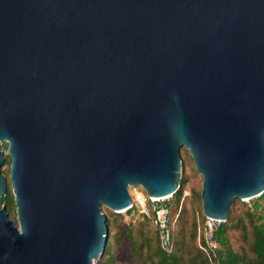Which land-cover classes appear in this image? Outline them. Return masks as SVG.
Wrapping results in <instances>:
<instances>
[{"label": "water", "instance_id": "95a60500", "mask_svg": "<svg viewBox=\"0 0 264 264\" xmlns=\"http://www.w3.org/2000/svg\"><path fill=\"white\" fill-rule=\"evenodd\" d=\"M4 142L0 264H94L101 207L173 194L182 148L225 221L264 190V0H0Z\"/></svg>", "mask_w": 264, "mask_h": 264}, {"label": "trees", "instance_id": "16d2710c", "mask_svg": "<svg viewBox=\"0 0 264 264\" xmlns=\"http://www.w3.org/2000/svg\"><path fill=\"white\" fill-rule=\"evenodd\" d=\"M0 146L6 148L7 144L4 142ZM9 162L10 158L6 155V163ZM1 171L4 175L8 173L3 168ZM9 183L8 180L6 195L0 197V206L5 204L9 216L16 222ZM187 184V176L182 174L179 187L171 197V213L178 212V215L172 228L173 248L170 252L161 250L151 220L138 212L136 206L128 208L123 214L105 207L108 243L99 263H114L115 249L123 240L120 227H124L130 247L127 264H264V190L259 196L251 198L250 204L239 198L231 200L227 219L219 222L214 231L218 246L214 254L209 252L208 256L197 243L198 222L202 223L205 219L200 204L201 184L199 182L197 188L190 189V202L188 195L184 194Z\"/></svg>", "mask_w": 264, "mask_h": 264}, {"label": "built area", "instance_id": "2783aa9c", "mask_svg": "<svg viewBox=\"0 0 264 264\" xmlns=\"http://www.w3.org/2000/svg\"><path fill=\"white\" fill-rule=\"evenodd\" d=\"M137 188L139 190L131 197L132 202L128 208L136 206L139 212L151 220L156 229L161 250L170 252L173 248L172 228L178 215V212L174 216L171 213L170 203L172 194L161 199H154L149 197L141 187ZM128 208L121 212H125ZM219 222L221 221L208 216H205L202 223L198 222L197 243L208 256L209 252H213L214 254V250L218 246L214 238V231Z\"/></svg>", "mask_w": 264, "mask_h": 264}, {"label": "rangeland", "instance_id": "374dc122", "mask_svg": "<svg viewBox=\"0 0 264 264\" xmlns=\"http://www.w3.org/2000/svg\"><path fill=\"white\" fill-rule=\"evenodd\" d=\"M4 149H6V148H4ZM189 156L190 155L187 152V150L183 151L181 149V175L185 174L187 176V179H188V184H187V186L185 188V191H184V194L188 195L187 196L188 197V202H190V189L191 188H197L198 187V183L200 182V184H201V180H202L200 174L194 168L193 161L191 163L192 159H190L191 157H189ZM182 160H184V162H182ZM9 164H10V162L6 163V160H5V162H4L3 166H2V168L8 172L7 175H5L7 178L9 176ZM137 190H139L137 187L130 186L129 187L130 196L133 197ZM241 201H244L247 204H250L251 198L248 199V200H241ZM180 203H182V201ZM101 208L103 210L105 208V206H102ZM138 212H139V210H138ZM121 213L123 214V212H121ZM174 215L175 214H173V216ZM120 230H121L120 231V235H122L123 240L115 249V252H114V258L115 259H114V263L113 264H127L129 262V260H130L129 242H128V239L125 236L126 230H125L124 227H120ZM106 247H107V244H106ZM99 261H100V258L95 260L94 264H100Z\"/></svg>", "mask_w": 264, "mask_h": 264}]
</instances>
